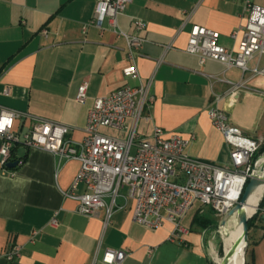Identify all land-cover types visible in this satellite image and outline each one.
<instances>
[{
	"label": "crops",
	"instance_id": "crops-1",
	"mask_svg": "<svg viewBox=\"0 0 264 264\" xmlns=\"http://www.w3.org/2000/svg\"><path fill=\"white\" fill-rule=\"evenodd\" d=\"M95 4L0 0V108L22 114L14 121L16 131L43 119L67 125L66 138L80 141L96 97L142 83L149 100L136 129L138 140L158 126L188 139V156L227 163L229 147L207 114L217 107L245 135L263 142L264 75L215 60L200 62L185 51L193 24L217 31L219 43L233 49L230 33L239 31V37L245 23L242 0H130L117 16L116 31L107 20L102 28L90 24ZM135 20L144 27L136 29ZM121 33L144 38L133 53L138 78L122 73L130 61ZM262 66L264 54L248 62L249 69ZM82 82L87 89L80 103L75 94ZM101 131L124 135L111 128ZM19 158L21 164L7 168L13 175L0 169V264H105L101 256L108 248L125 252L120 264H217L221 217L209 206L195 202L181 220L185 232L170 240L171 223L151 229L134 222L132 203L121 196L116 198L121 208L107 220L104 209L79 214L76 200L63 195L78 171L77 160L58 162L47 151L16 144L12 160ZM82 191L79 185L76 192ZM12 245L20 254L7 260L4 252ZM244 263L264 264L261 211L248 227Z\"/></svg>",
	"mask_w": 264,
	"mask_h": 264
},
{
	"label": "built area",
	"instance_id": "built-area-1",
	"mask_svg": "<svg viewBox=\"0 0 264 264\" xmlns=\"http://www.w3.org/2000/svg\"><path fill=\"white\" fill-rule=\"evenodd\" d=\"M129 1L96 0L90 24L102 28L107 20L116 31L117 16ZM242 1L245 23L239 37V31L230 33L235 41L233 49L219 43L217 31L193 24L185 51L196 55L200 62L215 60L226 67H236L242 73L251 71L264 75V66L248 67L255 55L264 54V0ZM134 25L136 29L144 27L140 20H135ZM42 33L45 35L46 30L42 29ZM121 34L125 37L130 61L122 73L125 77L138 78L133 53L140 48L144 38ZM86 89V82L77 87L76 101L84 102ZM148 100L147 87L142 83L123 84L107 95L96 97L88 110L85 135L80 141L66 138L70 129L67 125L43 119H32L27 130L18 132L14 121L22 114L0 108V169L13 175L6 165L13 161L12 149L16 144L47 151L58 162L75 159L79 168L70 189L63 195L76 200L79 214L93 215L104 209L107 220L121 208L116 201L121 196L131 201L134 222L151 229L171 223L170 240L179 239L185 232L181 220L195 202L209 206L222 218L239 200L249 176L264 158V154L255 156L262 141L245 135L217 107L208 108L207 114L229 147L227 163L216 164L188 156L185 153L188 139L158 126L153 128L150 137L138 140L136 129ZM102 128L123 131L124 135L111 136L103 133ZM15 161L19 165L23 159ZM79 185L83 186V191L77 193ZM257 211L264 213V202ZM55 223L52 218L50 224ZM19 250L17 245H12L4 252V257L13 260L19 256ZM124 256L123 250L108 248L102 253L101 260L105 264H120Z\"/></svg>",
	"mask_w": 264,
	"mask_h": 264
},
{
	"label": "water",
	"instance_id": "water-1",
	"mask_svg": "<svg viewBox=\"0 0 264 264\" xmlns=\"http://www.w3.org/2000/svg\"><path fill=\"white\" fill-rule=\"evenodd\" d=\"M16 161H11L7 163V167H15L16 166ZM263 169H264V161L261 163L255 171L249 176L247 183L245 184L243 191L241 193V196L239 200L234 204L233 207H231L223 216L221 219V224H224L226 221V217L231 216V215H236L238 223L241 225V240L244 241L245 247L247 246L248 242V219L257 212L260 200L262 199L264 195V174H263ZM263 186V191L261 198L256 206V209L252 215H247V213L243 209V205L247 202V199L249 196L252 194V192L258 187V186ZM240 240V241H241ZM245 250V248H244ZM232 252L230 251L227 254H224L222 257V262L220 264H227V259L229 254ZM242 264H244V259L242 261Z\"/></svg>",
	"mask_w": 264,
	"mask_h": 264
},
{
	"label": "bare ground",
	"instance_id": "bare-ground-1",
	"mask_svg": "<svg viewBox=\"0 0 264 264\" xmlns=\"http://www.w3.org/2000/svg\"><path fill=\"white\" fill-rule=\"evenodd\" d=\"M263 161H264V158L261 159L260 164L263 163ZM263 174H264V169H263ZM262 191H263V186L261 185L258 186L249 196V198L247 199V202L243 205V209L247 213V215H252L254 213L256 206L261 198ZM233 216H236V215L234 214ZM224 235L226 237H229V236L233 237L232 243L231 244L226 243L224 247V254H227L230 251L232 252L228 256L227 264H242L245 243L243 240H241V237H240L241 225L238 223V221L230 224L227 227V231L224 233ZM221 262H222V258H221Z\"/></svg>",
	"mask_w": 264,
	"mask_h": 264
},
{
	"label": "rangeland",
	"instance_id": "rangeland-1",
	"mask_svg": "<svg viewBox=\"0 0 264 264\" xmlns=\"http://www.w3.org/2000/svg\"><path fill=\"white\" fill-rule=\"evenodd\" d=\"M258 2H260V0H257ZM233 217V219H232ZM222 219V218H221ZM230 219V220H229ZM228 220V221H227ZM237 221V218L236 216H228L226 217V221L224 224H221V220H219V223H218V232H217V237H218V241H219V250L217 252V256H218V259H217V264H220L221 263V258L224 254V247H225V244H231L232 241H233V237L232 236H229V237H226L224 235V233L227 231V227L232 224V223H235ZM227 224V225H226ZM224 235V236H223ZM248 243V242H247ZM246 250H247V246L245 247V250H244V259H245V253H246ZM216 264V263H215Z\"/></svg>",
	"mask_w": 264,
	"mask_h": 264
},
{
	"label": "trees",
	"instance_id": "trees-1",
	"mask_svg": "<svg viewBox=\"0 0 264 264\" xmlns=\"http://www.w3.org/2000/svg\"><path fill=\"white\" fill-rule=\"evenodd\" d=\"M259 154H264V140L263 142L261 143L259 149H258V152L256 153L255 156L259 155ZM264 202V195L262 197V199L260 200V203L259 205H261L262 203ZM255 214V213H254ZM254 214L248 219V227L250 226V222H251V219L253 218ZM245 264V263H244Z\"/></svg>",
	"mask_w": 264,
	"mask_h": 264
}]
</instances>
